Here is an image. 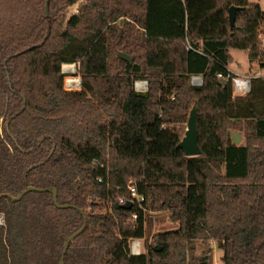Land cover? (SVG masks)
Here are the masks:
<instances>
[{
	"label": "trees",
	"instance_id": "obj_1",
	"mask_svg": "<svg viewBox=\"0 0 264 264\" xmlns=\"http://www.w3.org/2000/svg\"><path fill=\"white\" fill-rule=\"evenodd\" d=\"M46 1L0 0V194L54 187L58 203L75 208H57L47 191L1 197L0 264H60L84 217L64 264H211L210 249L191 256L198 239L216 242L223 264H264V79L233 97L228 70L230 49L264 62L259 4L49 0L46 15ZM64 63L78 64L81 90L63 88ZM66 79L81 87L80 76ZM195 102L201 153L186 156L178 123ZM231 128L245 130L244 143L232 142ZM130 177L140 203L99 210ZM146 207L168 210L177 227L131 255L130 239L145 238Z\"/></svg>",
	"mask_w": 264,
	"mask_h": 264
},
{
	"label": "rangeland",
	"instance_id": "obj_2",
	"mask_svg": "<svg viewBox=\"0 0 264 264\" xmlns=\"http://www.w3.org/2000/svg\"><path fill=\"white\" fill-rule=\"evenodd\" d=\"M250 2H256L259 4L261 10L264 12V0H249ZM76 8V5H72L67 7L66 9V15L69 16L70 14H72L74 12ZM122 19V22H120V20ZM127 20L129 22H131L132 20L127 17V16H122L118 19L119 23L122 24L124 20ZM262 31H263V41L261 42V48L264 50V21L262 23ZM232 55H233V61L232 63H230V67L231 69L234 70L235 74L241 75L242 73L245 72H249L248 67L249 64L247 62V55L244 54L243 50L240 49H234L232 51ZM66 64V63H64ZM238 64H240V66L238 67ZM254 71L252 72H260L261 74H264V71H262L260 69V64L258 62H255L254 64H252ZM65 67H67L68 73H66L67 75L65 76H69V75H73L76 74L78 76H80L81 78V87H79L78 89H68V90H74V91H78L82 89V75L79 73V66L77 63H73L69 64V65H65ZM62 70V69H61ZM70 72H75L73 74H71ZM251 72V71H250ZM250 74V73H249ZM64 76V78H65ZM148 85V84H147ZM193 106V105H192ZM192 108V107H191ZM190 108V109H191ZM188 110V114L189 111ZM188 114L186 117V121L188 118ZM186 121L185 122H180L178 123L179 128L186 129ZM233 133H239L241 135V140L240 143H244L245 141V130L244 129H235V128H231ZM209 167H210V173L211 174H221L223 172V166H218L215 165L213 163H209ZM129 181H135L133 177L128 178L127 182ZM98 209L101 211H105V206H104V202H100ZM145 215V221H144V226H145V238L142 239V244L145 242V239H148L152 234L158 233L160 231H164V230H170V229H175L177 227V222L175 221H171L170 220V213L168 210H164V211H153L148 209V207H146V210L144 212ZM1 216V223H4V215L3 213H0ZM208 249L211 250V255H212V261L211 264H223L220 257L222 255V251H220L217 248V243L214 241H202V240H195L194 241V250L190 253L191 256L193 258H199L201 255H203Z\"/></svg>",
	"mask_w": 264,
	"mask_h": 264
},
{
	"label": "water",
	"instance_id": "obj_3",
	"mask_svg": "<svg viewBox=\"0 0 264 264\" xmlns=\"http://www.w3.org/2000/svg\"><path fill=\"white\" fill-rule=\"evenodd\" d=\"M48 2H49V0L46 1V5H45L46 15H48ZM237 9H238V7L234 6V5H231L228 8V18H229V22H230L231 26L234 24L235 12ZM120 22H122V19L120 20ZM119 57L125 61H128V62L132 61L131 57L124 52H119ZM197 114H198L197 103L195 102L189 111L188 118L186 121V129H185L184 135L176 145L179 149H181L183 151V153L186 156H197V155H200V153H201V150H200V147L198 144ZM231 137H232V142L234 144L237 145L240 143L241 135L239 133H232ZM30 191H38V192L47 191V192L52 193L53 202L57 208H60V209L75 208L73 205L59 204L57 201V190L54 187L37 188V187L31 186V185H28L17 196H12L8 193H1L0 198L5 196V197L10 198L12 201H18L26 193H28ZM121 206L123 208L130 209L132 206V203L130 201H126ZM80 211L83 213V211L81 209H80ZM85 226H86V219L84 217L82 226L78 230H76L74 233H72L66 239L64 246H63V249H62L61 257H60V264H64V261H63L64 254L67 250L69 242H71L77 235H79L84 230Z\"/></svg>",
	"mask_w": 264,
	"mask_h": 264
},
{
	"label": "built area",
	"instance_id": "obj_4",
	"mask_svg": "<svg viewBox=\"0 0 264 264\" xmlns=\"http://www.w3.org/2000/svg\"><path fill=\"white\" fill-rule=\"evenodd\" d=\"M67 64H73V63H66L62 64V72L67 75V71L64 70L63 65ZM218 76H221V74H218ZM252 77H262L264 79V74H261L260 72H253L251 75L246 77L241 76H235L232 78V90H233V97L236 96H242L246 94L249 91L250 87V78ZM67 76H65L63 81V88L65 90L72 89L71 87L67 86ZM202 82V78L200 75H193L191 76V83L194 85H200ZM134 89L138 92H145L147 90V81L146 80H136L134 82ZM96 180L99 183L103 182V179L98 176ZM124 189L125 193L123 194H115L111 199H109L107 202H104V206L106 210H110V207L113 205V203L118 204H124L126 201H130L132 203V206L135 203H140L142 200L141 195L136 190V186L134 181H129L126 183L125 187L121 188ZM1 219V216H0ZM137 219V214L133 213L131 215V222L135 223ZM2 220H0L1 223ZM142 244L141 239L132 238L129 241V251L131 255H139L142 252Z\"/></svg>",
	"mask_w": 264,
	"mask_h": 264
},
{
	"label": "crops",
	"instance_id": "obj_5",
	"mask_svg": "<svg viewBox=\"0 0 264 264\" xmlns=\"http://www.w3.org/2000/svg\"><path fill=\"white\" fill-rule=\"evenodd\" d=\"M262 28H263V26L261 25L260 26V28H259V31H260V34H259V38H260V40H261V42L263 41V31H262ZM234 49H230V53H231V56H232V61L234 60L233 58V55H232V51H233ZM243 52H244V54H246L247 55V50H243ZM248 56V55H247ZM247 62H248V64H249V67H248V70H249V72H245V73H242L241 75H238V74H235V72H234V70L233 69H231V67H230V64L228 65V70L233 74V75H237V76H241V77H246V76H249V75H251L253 72L252 71H254V68H253V66H252V64H254L255 62H250V60H249V58L247 57ZM232 63V62H231ZM260 64V63H259ZM240 66V64H238V67ZM260 69L262 70V71H264V62L262 63V64H260ZM251 71V72H250ZM250 73V74H249ZM142 240V239H141ZM141 244H142V241H141ZM142 248H143V244H142V246H141Z\"/></svg>",
	"mask_w": 264,
	"mask_h": 264
},
{
	"label": "bare ground",
	"instance_id": "obj_6",
	"mask_svg": "<svg viewBox=\"0 0 264 264\" xmlns=\"http://www.w3.org/2000/svg\"><path fill=\"white\" fill-rule=\"evenodd\" d=\"M67 65H69V64H67ZM63 68H64L65 71L68 72L67 67H65V65H63ZM0 220H1V219H0Z\"/></svg>",
	"mask_w": 264,
	"mask_h": 264
}]
</instances>
